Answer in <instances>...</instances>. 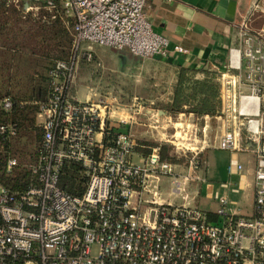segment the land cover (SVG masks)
<instances>
[{"label":"built area","instance_id":"2783aa9c","mask_svg":"<svg viewBox=\"0 0 264 264\" xmlns=\"http://www.w3.org/2000/svg\"><path fill=\"white\" fill-rule=\"evenodd\" d=\"M6 1L26 13L44 11V19L61 20L72 28L75 46L68 61L57 60L49 69V94L38 112L42 139L35 160L26 165L27 185L0 183V264H264V122L238 112L257 146L252 213L238 212V201L229 195L245 191L243 166L233 160L229 171L238 174V185L222 183L226 192L215 193L219 208L210 212L166 198L183 194L188 200L186 187L205 182L196 172L199 157L193 156L182 174L156 144L143 163L136 162L138 142L126 130V118L113 120L106 101L80 100L74 92L75 61L84 41L128 48L143 58L187 52L180 45L172 48L153 29L146 18L149 0ZM239 36L246 82L259 97L264 95V41L246 23ZM83 56L93 59L87 50ZM232 103L236 112V100ZM2 105L13 107L10 98ZM17 133L16 123H0L2 139ZM219 148L236 151L237 134L226 132ZM19 165L16 157L8 158V170ZM67 174L75 179L76 193L64 185ZM165 180L173 184L167 193L161 187Z\"/></svg>","mask_w":264,"mask_h":264},{"label":"crops","instance_id":"0c3cea01","mask_svg":"<svg viewBox=\"0 0 264 264\" xmlns=\"http://www.w3.org/2000/svg\"><path fill=\"white\" fill-rule=\"evenodd\" d=\"M146 18L156 32L168 38L172 48L180 45L187 52L173 51L168 58L161 56L143 58L133 54L128 48L116 50L120 59L119 70L125 72L131 69L133 75L136 73L144 77L148 76V73L154 77L166 75L169 84L167 103L173 96L174 85L178 79L177 73L181 67L198 70L195 78L200 80L206 77L202 69L216 72L215 80L220 85L221 100L216 114L197 116L194 113L180 112L171 115L163 109H158L159 116L172 122L173 144L185 139L197 148L200 146L201 157L196 172L202 178L208 180L209 175L222 176L226 180L219 186L224 182H231L233 186H237L239 176L230 174L229 168L232 160L243 166V173L246 174L243 193L249 203L246 201L241 203L236 199L239 203L236 210L244 214L252 213L254 175L258 163L255 153L257 146L248 139L247 130L242 124L243 117L238 112H251L258 122H264V95L252 96L246 82L245 62L238 51L242 47L239 32L246 23L250 32L264 41V0H149ZM231 61L234 62V67L231 66ZM239 65H241L240 69ZM240 95L250 96L245 100L241 99ZM155 98L157 99L158 96ZM234 99L236 112L233 110ZM183 127H188V130L193 132L197 131L199 136L180 138ZM226 132L237 134L236 151L219 148V142ZM139 157L143 161L146 155L138 151L135 158ZM188 167L189 165L186 171ZM203 183H198V186L201 184V188L198 187V194L194 196L196 201L193 203L214 212L219 208L215 193L223 194L226 191H215V184L209 183L208 194L214 196L216 204L201 206L198 198L203 192Z\"/></svg>","mask_w":264,"mask_h":264},{"label":"rangeland","instance_id":"374dc122","mask_svg":"<svg viewBox=\"0 0 264 264\" xmlns=\"http://www.w3.org/2000/svg\"><path fill=\"white\" fill-rule=\"evenodd\" d=\"M7 5L10 7L2 8V11L0 10V46L12 36L9 31L13 30V28H19L18 24H22L26 30L33 28L31 33H25V38L22 33L21 44L15 43L12 45L25 46L23 51L27 53L24 57L19 54L15 61V63L20 65L19 69L21 68L19 75L25 77L26 73L29 74V72L33 71L35 64L36 68L41 69L44 63L51 60L43 57L48 52L54 54V62L61 58L67 59L72 57L75 44L74 34L70 26H67L61 20H50L48 15L47 19H44L43 15L46 14L44 11L35 10L26 13L22 6H14L8 3ZM5 22L8 24L6 23L7 25L4 29L3 23ZM60 30L64 31L57 35ZM94 45L97 44L86 41L80 45L81 51H78L79 56L75 61L74 70V92L76 95L79 96L80 100L106 101V105L108 106L106 110L112 115L113 120L126 118L128 121L126 130H130L136 137L138 142L137 151H141L147 156L151 152V147L159 144L163 151L162 156H167L168 161L178 164V172L186 174V167L189 165L190 159L193 156L201 157V152H199L200 146L197 148L195 145L189 143L190 141H185V139H181V142L173 144L171 136L173 130L172 122L155 115L156 110L162 109V105L167 103L166 97L169 85L167 76L154 77V75L150 76L149 73L146 77L144 75L139 76L136 73L133 75L131 69L122 72L119 70L120 59L116 49ZM53 46H65L62 47L66 50L64 57H61V50L59 48L58 51L53 50ZM85 50L93 54L92 61H88L83 56ZM40 71L42 72L43 70ZM157 96L158 98L156 99L155 97ZM4 99L5 97L1 99L2 102ZM2 102L1 106L3 110L6 112L10 111L4 109ZM35 125L40 131L38 115ZM35 131L32 133L34 134L33 139L19 138L18 140H13L12 148L14 151H12V154L14 156L12 157H16L20 162L19 167L13 169L15 172L21 169L27 170L26 165L35 160L36 150L39 145L36 141H39V139L35 138ZM181 136L188 139L190 136L195 137V132L188 130V127H183L180 138ZM197 136H199L198 132ZM135 161L143 163L140 157L135 158ZM225 180V177L213 175H209L208 180L205 178V182L202 184L203 192H201L198 198L201 201V206L216 204V201L213 199L214 196L208 194L209 183L213 182L215 184V191L221 190L224 192V189L219 184ZM191 184L186 187L190 195L188 200H183V194L173 195L172 197L167 195L166 198L176 203L195 204L193 203V201H196L194 196L198 194L197 189L201 184L200 186H198V183H196L197 185ZM161 187L167 193L172 190L173 184L165 180ZM230 197L239 200L241 203L245 201L249 203L242 192L230 194Z\"/></svg>","mask_w":264,"mask_h":264},{"label":"trees","instance_id":"16d2710c","mask_svg":"<svg viewBox=\"0 0 264 264\" xmlns=\"http://www.w3.org/2000/svg\"><path fill=\"white\" fill-rule=\"evenodd\" d=\"M6 7H10L7 5L6 0H0V10L2 11V8ZM6 23H3L4 29L8 24ZM18 25L19 28H13V30L9 31L12 36L0 46V122L16 123L18 127L17 135L11 140H4L0 137V183L12 188H23L29 180L28 170L21 169L15 172V170H8L7 168L8 158L14 156L12 154V151H14L12 148L13 140H18L19 138L33 139L34 134L32 133L36 130L35 138L41 141L42 130L39 131L35 127V123L39 112V104L45 101L49 94V69L57 61L54 62V54L48 52L43 57L51 60L44 63L41 69L36 68L35 64L33 71L29 72V74L26 73L25 77L19 75L21 68L19 69L20 65L15 63V61L19 54L24 57L27 53L23 51L25 46L12 45L15 43L21 44V36L24 35L25 38V33H31L33 28L26 30L22 24ZM63 31H58L57 35L63 33ZM62 47L65 46H53V50L58 51L59 48L62 53L61 57H64L66 50ZM69 59L70 57L58 60L68 61ZM40 70L43 71L41 72ZM197 71L185 67H181L178 70V79L174 85L173 96L171 101L162 105L163 110L171 115L180 112L194 113L197 116L217 113L221 100L220 85L215 80L216 72L202 69L201 71L205 72L206 77L200 80L195 78ZM4 97L10 98L13 104L12 109L8 112L3 110L1 106V99ZM36 141L38 144L40 143L38 140ZM162 158L168 160L167 156H162ZM70 176L68 174L65 176L64 185L71 192L76 193L75 179Z\"/></svg>","mask_w":264,"mask_h":264}]
</instances>
